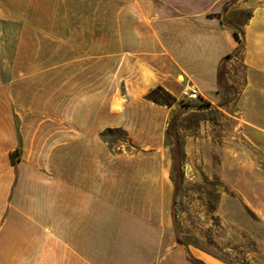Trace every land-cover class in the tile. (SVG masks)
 Listing matches in <instances>:
<instances>
[{"label":"rangeland","instance_id":"rangeland-1","mask_svg":"<svg viewBox=\"0 0 264 264\" xmlns=\"http://www.w3.org/2000/svg\"><path fill=\"white\" fill-rule=\"evenodd\" d=\"M175 1L34 0L23 20L0 21V63L7 79L14 64L23 69L29 58L36 64L37 103L21 109L13 104L14 113L32 112L25 124L30 129H57L90 125L89 119L71 117L93 93L90 106L101 120L110 105L122 103L118 112L127 115L128 127L106 130L102 140L114 158L132 160L122 169L132 170L134 180L148 175L151 189L167 178L169 191L158 205L170 214L174 140H167V130L176 115L185 177L175 205L182 238L191 249L229 264H264V183L256 181L258 173L264 176V165L237 119L245 83V27L255 11L264 9V0ZM176 16L182 23L162 27ZM162 32L165 47H176L175 78L183 84L171 107L146 100L149 92L132 93L137 82L125 59L139 54L134 57L145 58L138 62L143 63L139 75L162 76V62L148 61L159 57L152 54L158 48L162 52ZM233 46L223 56L222 50ZM223 63L226 79L219 83ZM213 76L218 88L207 94L204 87ZM67 113L69 120L59 117Z\"/></svg>","mask_w":264,"mask_h":264},{"label":"crops","instance_id":"crops-1","mask_svg":"<svg viewBox=\"0 0 264 264\" xmlns=\"http://www.w3.org/2000/svg\"><path fill=\"white\" fill-rule=\"evenodd\" d=\"M33 1L0 0V21L23 20ZM182 21L176 16L162 27ZM163 39L162 32V52L152 53L159 57L146 58L162 62V76L153 71L148 79L139 75L145 58L126 56L132 82L139 85L130 87L132 93L147 95L161 87L175 97L183 87L175 78L180 67L176 47H165ZM234 47L222 50L223 56ZM30 60L23 69L20 62L14 64L12 79L0 63V264H194L188 249L176 241L172 213L158 205L169 191L167 178L151 189L148 175L134 180L132 170L122 169L131 167L132 160L114 158L102 140L104 131L128 127L127 115L118 112L122 103L110 105L101 120L90 106L93 93L71 117L89 119L90 125L25 127L32 112L14 113L13 104L21 109V104L33 108L37 103L36 64ZM243 64L237 119L264 165V9L255 11L245 27ZM210 79L207 94L218 88L216 77ZM59 117L69 120L70 114ZM256 181L264 183L263 174ZM190 253L203 264H229L199 249L190 248Z\"/></svg>","mask_w":264,"mask_h":264},{"label":"trees","instance_id":"trees-1","mask_svg":"<svg viewBox=\"0 0 264 264\" xmlns=\"http://www.w3.org/2000/svg\"><path fill=\"white\" fill-rule=\"evenodd\" d=\"M225 74H226V66L225 63L222 64L221 66V70L219 72L218 75V81L219 83L225 81ZM148 101L154 102L156 104L159 105H164V106H168L171 107L173 105V100L175 99L172 95L166 93L165 91H162L161 87H158L154 90H152L146 97H145ZM177 121H178V117L176 115H174V117L172 118L169 128L167 130V140L169 141V139H173V146H172V156H173V174L174 177H172V182L174 184L175 187V200H174V204H173V209H172V219H173V224H174V228H175V232H176V241L179 245L184 246L188 249V253H189V257L192 263L194 264H203L202 262L194 259L190 253V243H186L184 241V239L182 238V233L179 230V225L177 223V211H176V198H177V194L179 193V191L181 190V188L183 187L184 183H185V177H184V173H183V161L181 159V145H180V141H179V135L177 133ZM20 150H18V152H16V155H19ZM15 164V162H14Z\"/></svg>","mask_w":264,"mask_h":264},{"label":"built area","instance_id":"built-area-1","mask_svg":"<svg viewBox=\"0 0 264 264\" xmlns=\"http://www.w3.org/2000/svg\"><path fill=\"white\" fill-rule=\"evenodd\" d=\"M189 92H186V94L189 96V97H196L195 94H188Z\"/></svg>","mask_w":264,"mask_h":264}]
</instances>
